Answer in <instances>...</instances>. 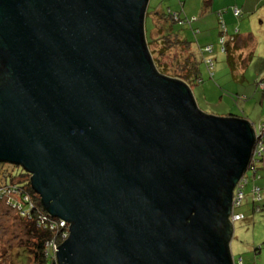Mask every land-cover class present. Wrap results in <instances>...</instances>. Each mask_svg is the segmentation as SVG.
<instances>
[{
	"label": "water",
	"instance_id": "obj_1",
	"mask_svg": "<svg viewBox=\"0 0 264 264\" xmlns=\"http://www.w3.org/2000/svg\"><path fill=\"white\" fill-rule=\"evenodd\" d=\"M149 2L0 0V163L69 224L58 264H235L257 127L158 71Z\"/></svg>",
	"mask_w": 264,
	"mask_h": 264
},
{
	"label": "rangeland",
	"instance_id": "obj_2",
	"mask_svg": "<svg viewBox=\"0 0 264 264\" xmlns=\"http://www.w3.org/2000/svg\"><path fill=\"white\" fill-rule=\"evenodd\" d=\"M220 1L224 2V0ZM203 2L204 0H150L147 11L149 15L146 18L147 38L152 35L154 40H158L156 32H153L155 26L153 13L159 11L166 13L170 9L173 13L180 14L181 19H184L185 22H189L192 19H198L203 13ZM241 3L240 5H242ZM230 9L232 10V7ZM218 24L220 27L219 22ZM234 25L240 34H251L252 38V44H245L244 46L242 44V51L246 52L245 55L248 56L245 67L247 81L239 82L233 77L234 69L229 62V54L221 52L217 28L216 32L212 31L216 41L208 44L214 46V53L210 55V58L214 59L215 62V77L210 78L201 54L195 49L200 62L203 83L194 84L191 89L197 107L202 113L222 118L234 117L257 124V120L264 111V91L259 86L260 82L264 83V19L257 16L249 20V17L242 16L239 19L236 18ZM190 28V25H174V31L178 33L181 39L192 42L195 47H199L196 39L201 34L204 36V32L197 33V29L193 31ZM208 32L210 31L206 33L208 34ZM187 33L192 35L191 39H185ZM159 42L160 40L148 45L154 61L160 57L161 44ZM202 43L201 46H207V44ZM177 52L181 54V48L167 51L165 56L160 58L163 63L168 64ZM22 170V168L16 167L15 174H20ZM251 187L252 184L246 187V200L243 207L238 210V212L246 214V219L233 224L234 234L230 250L235 264H264V211L252 213L250 205ZM25 224L26 222L15 209L0 202V264H31L23 251L29 242Z\"/></svg>",
	"mask_w": 264,
	"mask_h": 264
},
{
	"label": "trees",
	"instance_id": "obj_3",
	"mask_svg": "<svg viewBox=\"0 0 264 264\" xmlns=\"http://www.w3.org/2000/svg\"><path fill=\"white\" fill-rule=\"evenodd\" d=\"M212 0H204V7L210 8ZM238 11L239 15H235V12ZM232 12L235 18H241L243 16V12L238 7H233ZM147 12V16H148ZM154 19V30L156 32L158 40H154L152 35L150 38H147L148 45L154 44L155 41H159L161 44V49L159 51L160 57H164L167 51H174L176 48H181L182 53H175L170 62L163 63L162 59L156 58L155 65L158 71L171 78L180 79L186 82L190 87L194 84L203 83V79L201 78V67L200 62L196 54V50L194 49V44L192 42L183 40L179 37L178 33L174 31L175 24H182L179 22V19L183 22L184 19H181L180 14L173 13L170 9L166 13L155 12L152 14ZM178 18V20L175 19ZM193 20V19H192ZM190 20V23L194 22ZM196 20V19H195ZM219 20L222 21L220 18ZM188 21L184 23L187 24ZM223 23V28L220 22V39L219 44L221 47L222 53L229 54V62L231 66L233 65V56L230 54V46H235L237 43V36L239 35L238 30L232 36H230L227 32L226 25ZM183 25V24H182ZM153 34V33H152ZM161 37V38H159ZM224 40V43L221 44V40ZM252 43V39L246 44ZM207 47H211V52H207L205 49ZM222 47L224 50H222ZM198 52L201 54L203 61L206 65V68L209 72L210 78L213 79L215 77V62L214 59L210 58V55L214 53V46L207 45L198 49ZM211 60V63H209ZM248 61V60H247ZM247 61H242L243 66H247ZM233 67V66H232ZM259 86L263 89L264 83L260 82ZM264 91V89H263ZM264 118L261 119L257 128L263 127ZM264 132V131H263ZM19 166L10 165L7 163H0V189L9 188L14 190L16 194H12L7 197V199L0 198V202L5 203L10 208H13L17 211L19 216L26 222L27 235L29 239L26 244V248L23 250L31 264H56L53 256H47L45 254L46 245L51 242L56 234H53L48 229L44 228L41 220L43 217H49L46 211L44 210L40 197L32 190L30 185V175L27 174L24 170L21 171L20 174H15V169ZM21 168V167H20ZM250 170L247 172L246 178L247 182L244 184L241 192L243 193V200L241 205L235 210L236 214H240L243 216V219H246V214L242 212H238L243 207V203L246 200V187L252 184L250 197L251 202L250 205L252 207V213H261L264 211V189L258 184L262 180L261 171L264 170V149L260 157H254L251 161ZM257 190V191H256ZM25 196H28L31 202L34 204V207H30V205L25 202L23 199ZM22 207L23 209H18ZM26 210V213L22 214V212ZM25 212V211H24ZM62 233L59 232L56 241L61 245L63 242ZM243 262V261H241Z\"/></svg>",
	"mask_w": 264,
	"mask_h": 264
},
{
	"label": "crops",
	"instance_id": "obj_4",
	"mask_svg": "<svg viewBox=\"0 0 264 264\" xmlns=\"http://www.w3.org/2000/svg\"><path fill=\"white\" fill-rule=\"evenodd\" d=\"M240 2H242L241 3L242 5H240ZM231 7L240 8L243 12V17L244 16L247 18L249 17V20L257 16L264 19V11H263L264 10V0H243V1L224 0V2H221L220 0H212L211 7L208 9L204 7V2H203V9H202L203 13L199 16L200 19L196 18L194 22L186 24V25H190L191 27L190 29L193 31H195L194 29H197L196 31L197 33L204 32V36L203 34H201L199 38H197L196 36L197 38L196 42L199 45V47H195V44H194L193 46L194 49L198 51V49L203 47L200 45L202 43V40H204V43L202 44H207V45L209 44V42L216 41V39H214L213 32H216L217 28H218L219 37H220L221 31H220V27L218 24V22L219 23L221 22V20H219L220 18L225 23L227 32L230 36L236 33L237 31L236 26L234 25L236 23V18L232 10L230 9ZM159 12L162 13L161 11ZM241 27H242V24H241ZM207 31H210V32H208L207 34L206 33ZM238 32H239V35L237 36V41H236L237 44L235 46L233 45L230 46V54L234 58L233 65H232L233 66L232 68L234 69L233 77L239 82H246L247 81V77L245 73L246 70H245V66H243L244 64L242 65V61H246V58L248 56L245 55L246 52L242 51V44L244 46L246 43L249 42V38L250 40L252 38H251V34L244 33L242 35L240 34L239 30ZM191 38H192V35L190 33L185 34V39H191ZM262 104H263V101H262ZM262 112H263L262 115L258 119L259 121L257 120L258 123L257 124L253 123L255 127H257L261 119L264 118V111ZM261 174H262V180L258 184L264 189V170L261 171Z\"/></svg>",
	"mask_w": 264,
	"mask_h": 264
},
{
	"label": "built area",
	"instance_id": "obj_5",
	"mask_svg": "<svg viewBox=\"0 0 264 264\" xmlns=\"http://www.w3.org/2000/svg\"><path fill=\"white\" fill-rule=\"evenodd\" d=\"M235 15L236 16L239 15V12L236 11ZM175 19L178 20L177 17H175ZM192 21H195V19H193ZM179 22L182 24L185 23V21L182 22L180 19H179ZM188 23H190V21ZM221 25L223 28L224 26H223L222 21H221ZM223 43H224V40L222 39L221 44H223ZM205 50L207 52H211V47H207ZM222 50H224L223 47H222ZM209 63H211V60H209ZM262 87L264 89V86H262ZM263 131H264V125H263V127H259L256 130V142H255V147L253 150L252 160L254 157H257V156L260 157L262 154V151L264 149V132ZM250 165H251V162H250ZM250 165H249V169L247 170V172H249V170L251 169ZM247 172L243 175V177L241 178V181L239 182V184L237 185V187L234 191L233 214L231 217V220L234 223L243 219V216L240 214H236L235 210L241 205V202L243 200V193L241 192V189L243 188L244 184L247 182V178H246ZM13 193L16 194L14 190H11L9 188L0 189V198H2V199L6 198L7 199V197L11 196ZM23 200L25 202H27L31 208L34 207V204L31 202V200L28 196H25V198ZM18 209H23V208L19 206ZM24 211L22 212L23 216L26 213V210H24ZM41 223L43 224L44 228L48 229L53 234H56L55 238L46 245L45 254L47 256H50V255L53 256L55 263L58 264L56 254L58 252L57 248L60 245H59V243H57L56 238H57L59 232H61L62 233L61 241L64 242L68 239V237H69V224L66 221L56 219V218H53L51 216L43 217L41 220Z\"/></svg>",
	"mask_w": 264,
	"mask_h": 264
},
{
	"label": "clouds",
	"instance_id": "obj_6",
	"mask_svg": "<svg viewBox=\"0 0 264 264\" xmlns=\"http://www.w3.org/2000/svg\"><path fill=\"white\" fill-rule=\"evenodd\" d=\"M236 223V222H235Z\"/></svg>",
	"mask_w": 264,
	"mask_h": 264
}]
</instances>
